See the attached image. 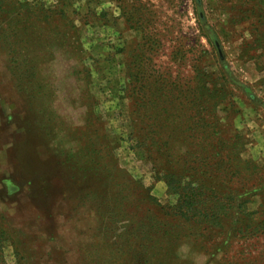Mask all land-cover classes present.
Segmentation results:
<instances>
[{
	"label": "rangeland",
	"instance_id": "rangeland-1",
	"mask_svg": "<svg viewBox=\"0 0 264 264\" xmlns=\"http://www.w3.org/2000/svg\"><path fill=\"white\" fill-rule=\"evenodd\" d=\"M2 1L0 252L7 264L150 263L153 248L136 237L125 243L124 233L136 227L103 220L107 198L118 204L124 197L131 209L142 198L136 182L156 199L137 214L143 224L150 222L148 208L155 216L157 202H174L146 146L137 144L135 136L142 141L152 131L142 117L131 119L141 100L133 84L142 54L152 58L147 100L184 106L172 110L179 122L218 121L208 133L231 137L239 158L238 174L225 180L241 191L249 211H260L253 222L263 218L264 37L255 36L253 24L262 21L252 13L264 0ZM11 22L27 27L3 37ZM16 58L37 74L19 78ZM154 116H163L158 107ZM178 128L171 134L185 129ZM194 130L183 133L202 131ZM232 228L210 251L185 229L178 256L186 264H220L223 256L264 264V232L233 238Z\"/></svg>",
	"mask_w": 264,
	"mask_h": 264
},
{
	"label": "trees",
	"instance_id": "trees-1",
	"mask_svg": "<svg viewBox=\"0 0 264 264\" xmlns=\"http://www.w3.org/2000/svg\"><path fill=\"white\" fill-rule=\"evenodd\" d=\"M2 3L4 1L0 0V8H2ZM18 4L21 8L28 5L19 1ZM255 11L256 13L252 14H256L262 21H256L253 24L255 31L259 33L255 36L257 38L264 37V7H257ZM26 27L20 22H11L9 26L3 28L1 33L3 37H8L9 33L16 36L19 30ZM34 27L38 29L37 25ZM0 39L4 42L3 38ZM6 42L9 43V39ZM158 43L153 35V46ZM138 59L134 76L135 85L133 84V86L137 88L135 94L141 100H137L132 106L131 119L142 117L144 124L149 127V131L152 133L146 135L142 141H138L139 138L135 137L138 146L145 145V149L153 157V173L157 179L165 182L167 193L174 198V202L172 205H162L157 202L155 216H153V211L148 208L151 215L147 220L150 222L143 224V218H139L140 215L137 214L147 207L149 202L153 204L156 199L148 193L149 187L144 186L142 182H136L137 189H140L138 194L142 198L132 203L133 208L131 209L123 201L124 197L118 204H114L112 198L106 197L104 207L109 210L103 214L106 217L103 220H108L111 225L123 222L136 227L139 231L134 230V234L132 232L124 233V236L128 237H125V243L129 241L131 243L132 238L136 237L140 239L143 248L150 250L153 248L152 254H146V259H150L149 264H186L177 252V247L185 236L182 235L185 229H192L191 234L198 237V240H195V245H198L199 241H204L201 245L206 251L213 249L217 236L223 234L225 229L232 225L231 237L233 236V238L236 236L247 237L250 234L254 236L264 232V216L256 222L257 224L253 222L255 214L260 211H249L246 206L248 201L239 197L241 191L225 180V178L230 180L238 174L235 164L239 158H237L235 145L231 143V137L220 136L216 134V131H212L214 134L208 133L209 129L215 130L217 127L218 121L215 118L210 120V118L201 117L198 120L190 116L179 122L177 119L171 118L172 110L178 108L183 111L185 110L184 106L165 102L156 106L153 98L147 100V97H153V91L149 87L152 82L151 74L147 75L148 67H150L148 61H151L152 58L142 54ZM13 61L17 62V66L14 68L15 71L17 69L19 78L23 79L29 76L28 74L31 76L37 74L34 72L35 67H27L26 61L18 60V58ZM33 68L34 70H32ZM36 90L39 91V88ZM157 107L160 114H163L161 118L153 117V109ZM204 110V112H211L208 106ZM181 126L185 128L182 133L171 134L170 128L180 129L178 127ZM155 129H161V131ZM194 129H202V131L199 132L200 134L183 133L186 130L196 133ZM174 144L178 145L177 148L173 147ZM200 144H204V146L203 149L198 150ZM99 165L102 166V164ZM103 168L110 171V164L103 163ZM262 206L264 208V202H262ZM159 213L161 214L159 215ZM262 214L264 215V210ZM156 216L167 220H157ZM5 233L6 229L0 226L1 238L5 236ZM122 235H119L116 241L124 243ZM150 241H153V245H147ZM219 263L248 264L251 261L241 256L236 259L234 256H223ZM0 264H7L1 252ZM16 264L24 263L17 261Z\"/></svg>",
	"mask_w": 264,
	"mask_h": 264
}]
</instances>
